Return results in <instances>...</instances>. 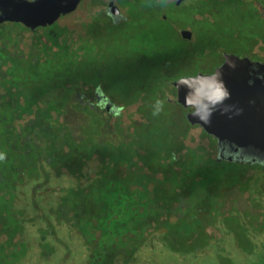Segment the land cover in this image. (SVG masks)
I'll return each instance as SVG.
<instances>
[{"label": "flooded vegetation", "instance_id": "flooded-vegetation-1", "mask_svg": "<svg viewBox=\"0 0 264 264\" xmlns=\"http://www.w3.org/2000/svg\"><path fill=\"white\" fill-rule=\"evenodd\" d=\"M226 56L259 65L235 70ZM224 65L232 69L217 83L231 98V76L247 77L248 90L264 84V0H0V193L33 199L83 184L94 159L77 179L64 155L84 150L90 127L131 134L147 113L144 91L129 84L135 67L140 87L163 83L165 102L186 118L194 107L177 102L174 83ZM208 138L220 158L264 168V156Z\"/></svg>", "mask_w": 264, "mask_h": 264}, {"label": "trees", "instance_id": "trees-1", "mask_svg": "<svg viewBox=\"0 0 264 264\" xmlns=\"http://www.w3.org/2000/svg\"><path fill=\"white\" fill-rule=\"evenodd\" d=\"M138 84L135 94L145 93L139 110L147 113L133 122L131 134L106 122L90 127L84 150L70 149L63 158L77 179L84 160L94 159L98 170L86 174L83 184L63 188L59 204H50L51 189L33 199L21 192L0 193V264H48L70 245L68 237L75 245L84 241L89 264H110L117 254L152 253L154 241L164 252L191 257L216 233L247 257L262 249L264 241L257 237L264 233V205L246 203L247 191L235 186L260 166L220 158L205 133L210 141L205 146L185 145L182 132L190 126L165 102L163 83ZM224 162L252 168L247 174L234 169L233 183L215 188L210 182L221 180L215 172ZM261 186L264 191V181ZM220 260L236 264L229 257Z\"/></svg>", "mask_w": 264, "mask_h": 264}, {"label": "water", "instance_id": "water-1", "mask_svg": "<svg viewBox=\"0 0 264 264\" xmlns=\"http://www.w3.org/2000/svg\"><path fill=\"white\" fill-rule=\"evenodd\" d=\"M225 61L234 64L235 70L253 64L247 58L239 59L234 56H226ZM225 65L212 76L197 75L176 81L174 86L177 90V102L183 107H194V111L185 118L189 125L200 126L205 134L213 136L218 143L227 141L259 161L264 156V84L256 81V88L248 90L244 87L247 77L231 76L229 85L235 88L233 97L228 96L222 103L215 104L223 86L217 83V79L226 78L225 73L232 69ZM209 110H212L210 123H205L194 115L198 111L206 116Z\"/></svg>", "mask_w": 264, "mask_h": 264}, {"label": "rangeland", "instance_id": "rangeland-1", "mask_svg": "<svg viewBox=\"0 0 264 264\" xmlns=\"http://www.w3.org/2000/svg\"><path fill=\"white\" fill-rule=\"evenodd\" d=\"M258 24L260 25V23ZM201 30L203 32H206L205 28H201ZM257 33L259 32L254 31L251 34ZM119 58L120 59L118 60H120L121 64H123L122 61H127L124 55H120ZM140 75L141 69L139 70L135 67L133 69V75H130V77H132V81L129 82L131 89L137 86L138 77H140ZM182 135L184 136V144L187 146H195L197 144L204 146L206 145V136L198 129H192L188 132L186 130H183ZM89 136L91 135L89 134ZM210 147L213 146L210 145ZM223 166L224 167L222 169L220 168L215 172L221 177V180L210 182V185L215 188L227 189L233 183V180L236 177L233 176V171L236 170L239 171V173L247 174L246 172L248 171V168H252L247 164L239 165L236 163V165H233V163L229 164L225 162ZM255 169L256 170L253 171L254 173H252L249 178L238 180L235 186H237V189H244L247 191L248 198L245 200L246 203L262 206L264 205V191L262 189L261 182L264 181V170L260 167H255ZM96 170H98L97 162L94 160H90L86 165L85 174L88 175L95 172ZM65 194V189H59L57 194H55V197L53 196V202H51L50 204H59V201L61 200L60 196ZM62 238L64 239V236H62ZM257 238L258 242L262 240L263 243L264 233L258 235ZM70 240L71 239L68 237L67 241L68 243L71 242V247L70 245L68 247L64 245L62 247V251L59 250L57 255L54 256L48 264H89L90 257L88 254V250L85 247L84 241L80 240V244L77 243L79 245H75V242ZM153 244H155V248H153L152 253L150 252L151 250L148 249L147 251L145 250L137 252L134 256L131 257L117 254L112 259V261L110 260V264H223L225 260L221 262L220 259L228 257L233 259L236 264H264V246L261 247L262 249L256 250V254L253 257H247L245 254L240 252L239 248L235 247L232 244V241L230 243L227 237L221 236L218 233H216L215 238L204 250L196 255H192L191 257H182L178 254H170L168 252H164V250L159 246L158 241H154Z\"/></svg>", "mask_w": 264, "mask_h": 264}, {"label": "clouds", "instance_id": "clouds-1", "mask_svg": "<svg viewBox=\"0 0 264 264\" xmlns=\"http://www.w3.org/2000/svg\"><path fill=\"white\" fill-rule=\"evenodd\" d=\"M221 92L219 95V99L215 102V104H220L222 103L225 99L228 98V93L225 89H223V86H221ZM157 104L159 105L160 102H157ZM215 107V105H214ZM154 115L158 114V112H154ZM194 115H196L199 119H201L203 122L205 123H210V119H211V115H212V110H209V112L207 113L206 116H202L198 111L194 113ZM4 155L0 154V161L4 160Z\"/></svg>", "mask_w": 264, "mask_h": 264}]
</instances>
